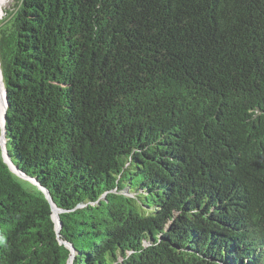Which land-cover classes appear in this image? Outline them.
<instances>
[{
    "label": "trees",
    "instance_id": "16d2710c",
    "mask_svg": "<svg viewBox=\"0 0 264 264\" xmlns=\"http://www.w3.org/2000/svg\"><path fill=\"white\" fill-rule=\"evenodd\" d=\"M0 69V264H264V0H20Z\"/></svg>",
    "mask_w": 264,
    "mask_h": 264
},
{
    "label": "water",
    "instance_id": "95a60500",
    "mask_svg": "<svg viewBox=\"0 0 264 264\" xmlns=\"http://www.w3.org/2000/svg\"><path fill=\"white\" fill-rule=\"evenodd\" d=\"M0 75H1V69H0ZM5 92V89H4ZM6 107H7V99H6V93L4 94V112H3V118L2 121L0 120V157L3 163L6 165V167L18 178L24 179L29 181L30 183L37 185L38 188L43 192L45 199L50 205L51 209V218L54 221L55 228L57 231H59L60 228V218H59V213L61 210L56 207L54 202L52 201L47 189L41 187L38 185V183L28 177L25 176L18 168L17 166L12 162L9 151L6 147V129H5V117H6ZM73 258V253L71 252V258ZM206 264H227L225 262H222L220 260H214L210 257L206 258Z\"/></svg>",
    "mask_w": 264,
    "mask_h": 264
},
{
    "label": "rangeland",
    "instance_id": "374dc122",
    "mask_svg": "<svg viewBox=\"0 0 264 264\" xmlns=\"http://www.w3.org/2000/svg\"><path fill=\"white\" fill-rule=\"evenodd\" d=\"M20 0H0V22L15 10ZM1 120V119H0Z\"/></svg>",
    "mask_w": 264,
    "mask_h": 264
},
{
    "label": "bare ground",
    "instance_id": "6f19581e",
    "mask_svg": "<svg viewBox=\"0 0 264 264\" xmlns=\"http://www.w3.org/2000/svg\"><path fill=\"white\" fill-rule=\"evenodd\" d=\"M4 87L1 81V75H0V119L2 121L3 118V112H4Z\"/></svg>",
    "mask_w": 264,
    "mask_h": 264
}]
</instances>
